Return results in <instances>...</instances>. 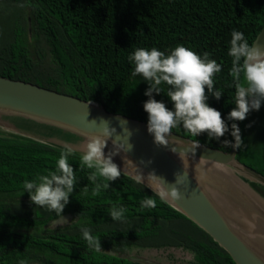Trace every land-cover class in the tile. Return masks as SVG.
Listing matches in <instances>:
<instances>
[{
  "label": "trees",
  "instance_id": "1",
  "mask_svg": "<svg viewBox=\"0 0 264 264\" xmlns=\"http://www.w3.org/2000/svg\"><path fill=\"white\" fill-rule=\"evenodd\" d=\"M263 24L264 0H0V76L71 94L147 123L143 102L148 84L133 75L128 60L133 50L156 47L168 53L182 44L201 55L209 52L221 64L214 88L223 93L219 100L208 94L207 103L221 112L229 132L219 140L207 133L194 137L183 127L172 133L229 151L223 141H233L231 124L236 123L227 120L235 107L231 32H243L252 44ZM153 97L173 108L165 94ZM252 131L248 122L240 127L243 145L236 159L264 176V101ZM60 149L0 131V264H236L148 184L122 170L114 181L99 175L90 180L95 169L80 167L81 153L69 157L78 182L61 216L71 217L54 223L59 217L36 206L24 182L55 170ZM107 182L108 189L93 195L96 183ZM146 196L156 200L155 208H141ZM113 205L127 209L126 222L111 219ZM82 226L99 237L101 251L88 247Z\"/></svg>",
  "mask_w": 264,
  "mask_h": 264
},
{
  "label": "clouds",
  "instance_id": "2",
  "mask_svg": "<svg viewBox=\"0 0 264 264\" xmlns=\"http://www.w3.org/2000/svg\"><path fill=\"white\" fill-rule=\"evenodd\" d=\"M18 6L24 7V4ZM229 43L230 75L235 91L232 102L235 107L228 112L227 120L243 121L250 111L259 110L264 101V47L250 44L244 33L235 29L231 32ZM128 60L133 65V75L141 76L148 84L144 93L148 99L143 102V109L147 113V131L156 144L167 146L170 133L177 127H183L194 137L207 133L209 139L216 140L229 132V125L221 112L207 103L208 94L219 100L223 93L221 89L214 88V77L221 72V64L210 59L209 52L201 55L182 44H177L168 53L156 47H138L128 56ZM164 85L167 86L166 91ZM153 93L165 94L173 108L169 109L163 101L156 100ZM97 125L98 131L91 133L83 145L80 167L95 169L89 176L93 182L97 180V175L106 181H114L120 178L122 172L112 157L131 150L132 145L128 143L126 147L117 136L113 139L116 130L109 126L108 121L101 119ZM231 135L234 141L225 139L223 143L234 149L241 148L243 140L236 123L231 124ZM110 139L113 147L105 154L104 149ZM74 152L72 146L64 144L55 170L24 182V191L28 192L30 200L36 206L54 211L57 217L61 216L65 205L69 203V195L78 182L75 170L69 163V157ZM151 176L160 188L158 195L162 200L166 197L173 201L181 199L176 184L182 182V176L176 174V182L167 188L162 178L154 174ZM131 179L142 182L139 168ZM108 188V182L96 183L93 195H99L101 190ZM140 206L142 209L155 208L156 200L146 196ZM126 212L125 207L113 205L108 214L114 222L123 223L126 222ZM80 231L89 248L101 251L100 239L91 234L90 228L82 226ZM19 264L26 262L21 260Z\"/></svg>",
  "mask_w": 264,
  "mask_h": 264
},
{
  "label": "water",
  "instance_id": "3",
  "mask_svg": "<svg viewBox=\"0 0 264 264\" xmlns=\"http://www.w3.org/2000/svg\"><path fill=\"white\" fill-rule=\"evenodd\" d=\"M252 44L264 47V24ZM0 113L19 115L37 123L66 130L84 139L98 131L97 123L101 119L108 121L109 126L116 130L112 138L117 136L116 138L122 140L126 147L128 143L132 145L131 150L121 153L133 168H139L151 180H153L151 174L162 178L166 188L176 182V174L183 177L182 182L176 184L181 199L177 201L169 197L166 199L205 230L230 254L236 264H264V258L232 229L208 190L197 180L183 160L187 156L215 165L228 166L243 177L264 185L262 174L236 159L237 149L231 147L229 151H222L172 132L167 146L158 145L148 133L145 122L109 112L71 94L5 76H0ZM236 124L240 129V121L237 120ZM107 145L111 150L113 147L111 139ZM113 157L117 158L116 155ZM127 167L133 173L122 171L131 176L137 174L130 166ZM142 182L159 193L160 189L152 182L144 178ZM70 217L61 216L54 223L64 222Z\"/></svg>",
  "mask_w": 264,
  "mask_h": 264
},
{
  "label": "rangeland",
  "instance_id": "4",
  "mask_svg": "<svg viewBox=\"0 0 264 264\" xmlns=\"http://www.w3.org/2000/svg\"><path fill=\"white\" fill-rule=\"evenodd\" d=\"M258 111L259 110L250 111L248 113L249 120L245 119L240 121L241 129L246 127L247 122L251 127V131L255 129ZM0 131L13 132L57 147L69 144L75 149L76 153L81 154L83 145L87 142V138L84 139L66 130L47 124L37 123L19 115H6L0 113ZM104 151L105 154L110 151L108 145ZM112 159L121 170L133 173L117 158L112 157ZM183 160L184 164L192 171L193 175L202 183L209 193H215L225 198L229 204L237 208V211H235L236 213L248 215L247 213L249 212L250 216H254L258 221L264 222V217L261 213L264 209V185L248 179L247 177H243L228 166L215 165L187 156H185ZM215 168H219L220 171ZM215 170L220 173L218 174ZM243 208H245V210H243Z\"/></svg>",
  "mask_w": 264,
  "mask_h": 264
},
{
  "label": "bare ground",
  "instance_id": "5",
  "mask_svg": "<svg viewBox=\"0 0 264 264\" xmlns=\"http://www.w3.org/2000/svg\"><path fill=\"white\" fill-rule=\"evenodd\" d=\"M117 158L122 160L127 166H130L132 170L136 173L137 169L133 168L131 164L125 159L122 153H118ZM219 170V168H215ZM215 170V171H216ZM220 171V170H219ZM219 171L218 174L220 173ZM144 179L152 182L154 186L159 188L157 183L147 175L141 172ZM160 189V188H159ZM214 203L217 207L222 211L226 220L232 227V229L251 247L253 248L259 255L264 258V222L258 221L254 216H250L249 212L248 215H241L236 213V207L229 204L225 198L215 193H209ZM245 210V208H243ZM264 217V209L261 211Z\"/></svg>",
  "mask_w": 264,
  "mask_h": 264
}]
</instances>
